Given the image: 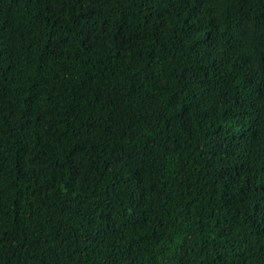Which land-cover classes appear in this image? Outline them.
<instances>
[{
    "label": "trees",
    "instance_id": "trees-1",
    "mask_svg": "<svg viewBox=\"0 0 264 264\" xmlns=\"http://www.w3.org/2000/svg\"><path fill=\"white\" fill-rule=\"evenodd\" d=\"M0 264H264V0H0Z\"/></svg>",
    "mask_w": 264,
    "mask_h": 264
}]
</instances>
